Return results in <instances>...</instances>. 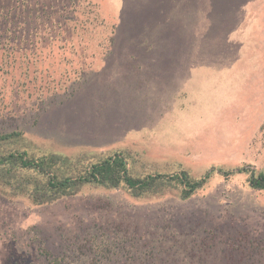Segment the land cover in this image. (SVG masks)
<instances>
[{
  "label": "rangeland",
  "instance_id": "374dc122",
  "mask_svg": "<svg viewBox=\"0 0 264 264\" xmlns=\"http://www.w3.org/2000/svg\"><path fill=\"white\" fill-rule=\"evenodd\" d=\"M11 131L33 152L123 151L135 175L213 174L185 200L0 197V264H264V0H0Z\"/></svg>",
  "mask_w": 264,
  "mask_h": 264
},
{
  "label": "trees",
  "instance_id": "16d2710c",
  "mask_svg": "<svg viewBox=\"0 0 264 264\" xmlns=\"http://www.w3.org/2000/svg\"><path fill=\"white\" fill-rule=\"evenodd\" d=\"M129 158L117 150L75 156L33 152L22 132L0 133V197L7 202L23 200L32 207H46L77 197L86 188H102L122 190L136 200L170 190L185 200L201 190L213 174L211 170L193 178L180 170L170 175H135ZM249 181L254 189L264 192V170L256 177L252 174Z\"/></svg>",
  "mask_w": 264,
  "mask_h": 264
}]
</instances>
